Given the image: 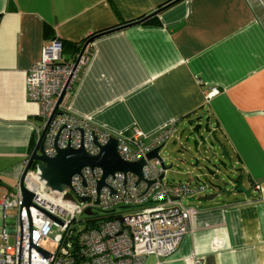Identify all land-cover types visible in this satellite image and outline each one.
I'll return each mask as SVG.
<instances>
[{
  "label": "crops",
  "instance_id": "0c3cea01",
  "mask_svg": "<svg viewBox=\"0 0 264 264\" xmlns=\"http://www.w3.org/2000/svg\"><path fill=\"white\" fill-rule=\"evenodd\" d=\"M174 1L0 0V184L17 185L12 171L37 143L39 107L26 80L44 46H84L98 36L87 47L70 112L115 135L151 136L172 124L200 131L205 120L247 191L228 201L189 198L198 209L191 231L169 257L144 264H264V0H183L165 8Z\"/></svg>",
  "mask_w": 264,
  "mask_h": 264
},
{
  "label": "built area",
  "instance_id": "2783aa9c",
  "mask_svg": "<svg viewBox=\"0 0 264 264\" xmlns=\"http://www.w3.org/2000/svg\"><path fill=\"white\" fill-rule=\"evenodd\" d=\"M81 50L65 58L62 43L54 40L44 46L40 63L28 72V97L39 107L37 142L42 138L47 158H54L58 150L81 147L96 156L101 146L115 138L124 162L146 161L143 180L117 173L98 191L103 171L85 168L73 177L71 190L61 194L39 180L38 164H34L24 178L25 189L34 196L26 207L20 181L28 158L14 167L12 175L18 183L4 189L0 201V264H144L149 256L164 259L177 250L198 213L187 201L206 187L166 183L159 160L146 158L174 138L175 124L151 136L138 130L115 135L70 112L68 101L88 56L86 48L80 57ZM216 94L213 89L207 100ZM68 194L73 201L65 199ZM10 210L16 211L12 219ZM43 243L54 246L53 250L44 249Z\"/></svg>",
  "mask_w": 264,
  "mask_h": 264
},
{
  "label": "water",
  "instance_id": "95a60500",
  "mask_svg": "<svg viewBox=\"0 0 264 264\" xmlns=\"http://www.w3.org/2000/svg\"><path fill=\"white\" fill-rule=\"evenodd\" d=\"M180 1L183 0H175L165 8L173 6L174 4ZM165 8L158 10L157 12L153 13L152 15L146 17L141 21L131 24V26L144 23L145 21L151 19L152 17L159 15ZM96 37L98 36L89 39L84 44L80 53V57H82L86 48L93 42V40ZM41 141L42 138L36 143V146L29 157L27 168L20 181V188L23 195V203L24 206L26 207H30L32 205V200L34 196L27 189H25L24 178L27 172L31 169V167L34 164H38L37 171H38L39 180L43 182L46 185V187L52 192H57L61 194H63L64 191L67 189L71 190V183L73 177L80 175L81 171L85 168H91V169L99 168L103 171V178L98 185V191H100L102 187H104L105 180L109 176H114L117 173H122V174L131 173L137 176L139 178V181L143 180V168L146 164V161L142 159L135 163L124 162L118 153V149H117L118 141L115 138H111L107 145L101 146L100 153L96 156L89 155L85 151V149L81 147L80 149L77 150L72 148H67L65 150H58L57 155L54 158H47L44 155ZM215 142L221 149V154L214 155L213 157L225 158L229 163H231V158L228 152H226V150L222 148V146L219 144L218 141ZM95 143H97L96 140ZM164 147L165 145H161L160 147L156 148L155 150L150 152L146 158L147 160H152V159L159 160L161 168L166 173L168 168L165 166L164 160L160 155V152ZM208 170H210V168H208ZM210 172L215 174V172L211 170ZM164 177L165 175L163 174L161 179H163ZM215 179L218 180L219 176H216ZM242 182H243V177L237 182L234 181L230 182V184L232 185H236V184L238 185V187L232 192H227L226 190V187L227 185H229V182L224 183L222 184L224 188L220 192H216L213 195L206 196L204 197V200L206 201L216 200L218 197L221 196H225L226 198H228L234 193L246 194L247 191L242 187ZM150 184L151 182L149 183V185ZM65 199L69 201H73V197L70 194L65 195ZM85 201H86L85 199H82V202ZM86 214L91 215V212L88 210L86 211ZM42 255L47 256V254L44 252H42Z\"/></svg>",
  "mask_w": 264,
  "mask_h": 264
},
{
  "label": "rangeland",
  "instance_id": "374dc122",
  "mask_svg": "<svg viewBox=\"0 0 264 264\" xmlns=\"http://www.w3.org/2000/svg\"><path fill=\"white\" fill-rule=\"evenodd\" d=\"M205 123L206 121L204 120L200 131H196L188 125L180 126L174 138L160 152L165 166L168 168L164 182L186 184L188 180L190 181L191 178H194L195 185L206 187L205 192L201 194L202 197L215 194L218 192V187L223 189L222 184L231 181V179L235 178V173H237L233 163H229L225 158L213 157L214 155H220L221 149L216 142L214 143L213 132L210 130L206 131ZM208 168L215 174L211 173ZM216 176H219L218 180L215 179ZM3 182L8 187L13 188L15 186V182L12 179H3ZM3 189L6 188L0 184V201L5 194ZM226 190L231 192L233 185H227ZM226 200L228 201L229 198ZM197 202L195 201V203ZM15 215V210L8 211L9 219L14 218ZM13 243V238H10V244L12 245ZM42 247L52 251L54 246L43 243Z\"/></svg>",
  "mask_w": 264,
  "mask_h": 264
},
{
  "label": "trees",
  "instance_id": "16d2710c",
  "mask_svg": "<svg viewBox=\"0 0 264 264\" xmlns=\"http://www.w3.org/2000/svg\"><path fill=\"white\" fill-rule=\"evenodd\" d=\"M44 31H45L46 35H48V33H51V30L48 27H45ZM61 43H62V46H63V53L68 51V52H72L74 55L77 54L81 50V48L83 46V44H81L80 46H77V45L64 43V42H61ZM100 219L103 220L104 218L101 217Z\"/></svg>",
  "mask_w": 264,
  "mask_h": 264
},
{
  "label": "flooded vegetation",
  "instance_id": "af4514ba",
  "mask_svg": "<svg viewBox=\"0 0 264 264\" xmlns=\"http://www.w3.org/2000/svg\"><path fill=\"white\" fill-rule=\"evenodd\" d=\"M241 178H242V175H238V174H237V175L235 176V178H233V179H231V181H229V184H230V182H232V181L237 182V181H239ZM242 183H243V182H242ZM237 187H238L237 184H236V185H233V190H232V191H234ZM219 189H220V188H218V192L222 190V189H220V190H219ZM232 191H231V192H232Z\"/></svg>",
  "mask_w": 264,
  "mask_h": 264
}]
</instances>
